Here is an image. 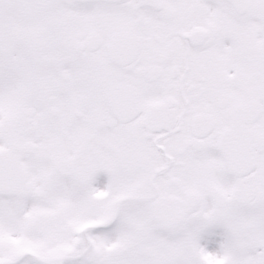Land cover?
I'll use <instances>...</instances> for the list:
<instances>
[{"label":"snow or ice","instance_id":"1","mask_svg":"<svg viewBox=\"0 0 264 264\" xmlns=\"http://www.w3.org/2000/svg\"><path fill=\"white\" fill-rule=\"evenodd\" d=\"M0 264H264V0H0Z\"/></svg>","mask_w":264,"mask_h":264}]
</instances>
